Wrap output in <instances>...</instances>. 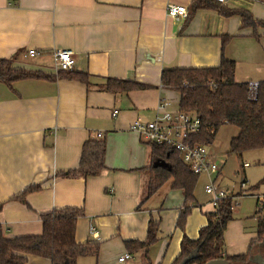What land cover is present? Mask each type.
Here are the masks:
<instances>
[{
	"label": "crops",
	"instance_id": "obj_1",
	"mask_svg": "<svg viewBox=\"0 0 264 264\" xmlns=\"http://www.w3.org/2000/svg\"><path fill=\"white\" fill-rule=\"evenodd\" d=\"M192 2L0 0V60L13 59L15 67L55 76L53 53L69 49L75 53L72 71L84 73L88 80H0V226L6 236L39 235L41 214L79 206L85 215L78 220L76 240L98 242L100 251L80 257L77 264H148V258L152 264H172L181 252L183 235L198 237L207 213L215 210L200 184L196 200L187 204L192 207L184 229L177 225L186 206L181 189L166 183L140 206L147 181L142 168L153 159L150 144L130 126L137 117L153 120L162 100L170 109L179 108L180 93L162 85L164 68L217 66L225 55L236 61L238 81H263L264 26L242 27L239 15L226 16L215 9L192 12ZM170 3L187 6L190 15L170 17ZM224 3L264 19V0ZM32 48L42 54L24 58L22 53ZM109 78L146 87L109 90ZM87 140L106 143V169L87 177L60 175L79 165ZM208 152L217 162V154ZM33 185L39 188L27 191ZM256 194L254 214L237 211L229 221L225 252L243 254L251 248L253 264H264L263 249L251 247L258 236L256 211L264 188ZM152 219L159 221L156 242L147 251L127 245L147 239ZM126 253L131 257L120 261ZM28 264L52 263L30 254Z\"/></svg>",
	"mask_w": 264,
	"mask_h": 264
},
{
	"label": "trees",
	"instance_id": "obj_2",
	"mask_svg": "<svg viewBox=\"0 0 264 264\" xmlns=\"http://www.w3.org/2000/svg\"><path fill=\"white\" fill-rule=\"evenodd\" d=\"M192 12L199 8L215 9L226 16L239 15L242 27L257 29L264 26V19L256 18L246 8H231L223 0H193ZM190 14L188 13V16ZM187 16V17H188ZM228 36L224 35V44ZM45 76L66 77L88 82L82 72L59 71L57 75L44 74L24 67H15L13 59L0 60V80L12 84L15 80ZM162 85L180 93L179 108L197 114L201 130L191 135V142L212 144L220 127L231 124L239 133L231 138L230 152L242 156L247 150L264 149V80L258 82L255 91L250 82L236 79V61L225 55L217 66L170 67L162 71ZM146 85L122 79H107L109 90L128 91ZM153 164L142 168L147 174L146 191L140 206L158 189L169 183L172 188L181 189L185 195V208L181 211L177 225L185 228V221L191 211L187 205L195 201V190L200 174L193 172L184 162L181 151L166 145L150 144ZM106 143L104 140H87L82 149L80 163L76 168L59 172L64 177H87L98 175L104 169ZM162 161L165 166H154ZM246 180L243 178L242 183ZM264 183V179L252 188ZM39 185L30 186L27 191L36 190ZM23 197V196H22ZM24 200V197L22 198ZM2 204H0V209ZM257 238L251 247L259 246L264 251V213L257 210ZM85 215L83 207L66 206L54 208L41 214L43 231L39 235L8 237L0 226V264H28V255L49 258L52 264H77L82 256L98 255L100 244L94 241L78 242L76 228L78 220ZM234 218L233 195L218 201L215 210L207 213V224L196 238L183 235L181 252L172 264H207L212 260L226 259L230 264H253L251 248L247 253L229 255L225 252V231ZM159 221L150 220L147 239L143 242L128 241L134 249H147L156 242ZM148 264H152L149 260Z\"/></svg>",
	"mask_w": 264,
	"mask_h": 264
},
{
	"label": "built area",
	"instance_id": "obj_3",
	"mask_svg": "<svg viewBox=\"0 0 264 264\" xmlns=\"http://www.w3.org/2000/svg\"><path fill=\"white\" fill-rule=\"evenodd\" d=\"M167 12L174 19L187 17L189 13L187 6L174 3L168 4ZM41 54V51L34 48L22 53L24 58L37 57ZM53 56L56 72L74 69L75 53L73 50H56ZM257 87L258 82H250L252 91H255ZM116 113L117 111L115 115ZM201 127L202 121L197 114L180 108L170 109L169 102L162 100L153 120L137 117L132 122L130 129L137 132L149 144L166 145L181 151L184 162L191 167L194 173L207 175L209 181L204 188L206 193L212 196V202L216 207L220 199L229 197L231 194L220 188L216 178L213 177L220 170V166L209 154L207 145L190 141L191 135L197 134ZM98 136H102V133H99ZM249 165L248 162L244 163L243 168ZM258 209L264 212V196L262 195H258ZM91 233L96 235L94 227L91 228ZM130 257V253H126L119 260L124 261Z\"/></svg>",
	"mask_w": 264,
	"mask_h": 264
},
{
	"label": "rangeland",
	"instance_id": "obj_4",
	"mask_svg": "<svg viewBox=\"0 0 264 264\" xmlns=\"http://www.w3.org/2000/svg\"><path fill=\"white\" fill-rule=\"evenodd\" d=\"M238 133L239 129L236 126L224 124L218 130L214 142L208 144L207 148L217 154L215 158L222 168L217 184L220 188L233 193L234 214L244 210L254 214L256 193L259 192V188H264V183L256 188L252 187L264 179V149L247 150L242 156L230 152L231 138ZM244 162H250L251 165L243 168ZM213 177L216 178V174ZM242 177L246 180L244 183H242ZM208 181L206 174L200 175L199 187L206 199L212 197L204 188Z\"/></svg>",
	"mask_w": 264,
	"mask_h": 264
},
{
	"label": "water",
	"instance_id": "obj_5",
	"mask_svg": "<svg viewBox=\"0 0 264 264\" xmlns=\"http://www.w3.org/2000/svg\"><path fill=\"white\" fill-rule=\"evenodd\" d=\"M166 164L162 161H156L154 162V166H165ZM207 264H230L229 261H227L226 259H217V260H212L210 262H208Z\"/></svg>",
	"mask_w": 264,
	"mask_h": 264
}]
</instances>
